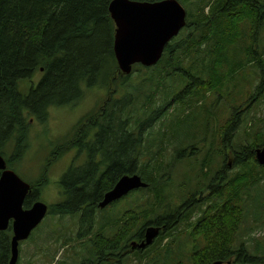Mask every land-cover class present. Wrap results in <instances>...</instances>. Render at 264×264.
<instances>
[{
    "label": "trees",
    "instance_id": "obj_1",
    "mask_svg": "<svg viewBox=\"0 0 264 264\" xmlns=\"http://www.w3.org/2000/svg\"><path fill=\"white\" fill-rule=\"evenodd\" d=\"M112 1L0 0V155L8 168L15 171L29 149L31 118L28 117L46 122L51 107L77 105L85 95L84 85L89 88L99 86L108 91L112 88L121 90L119 97L113 95L114 92L106 95L95 111L73 128L65 142L77 147L80 153L85 151L89 159H95V163L88 162L85 168L73 166L60 182V189L68 191V202L56 204L54 211L63 209L68 215L98 208L104 196L126 175H138L149 185L139 192L151 193L157 189L154 192L159 194L161 187L168 186V181L164 183L163 178L171 175L172 164L164 162V146L157 143L154 127L168 116L170 108L184 113L172 120L163 135L170 133L172 136L195 122L207 124L208 118L214 115L207 107V93L219 92L225 86L222 71L229 62L228 51L232 46L231 60L239 62L240 45L234 43L239 36L227 34L224 27L213 41L212 38L204 39L200 33L218 19L251 18L260 28L264 17V0H207L201 5L199 0H180L187 9V26L170 42L157 66L141 67L146 78L139 79L126 77L118 66L114 52L116 25L109 12ZM131 1L155 3L165 0ZM205 5L211 8L209 15L204 13ZM220 41L222 45L219 46ZM192 43L198 44L196 50L191 48ZM186 55L192 61L189 66L182 58ZM259 66L260 75L264 77L262 60ZM243 68L248 69L247 63L234 64L231 71ZM38 71L44 73L40 83L28 96H23L18 90L19 82L29 80ZM147 74H151V79ZM121 78L124 81L115 85ZM260 88L262 92V86ZM221 97L222 94L216 103ZM194 105L196 108L190 112L198 117L185 112ZM239 117L235 111L226 130L228 140V134L240 123ZM149 146L156 150L154 160H148ZM255 150V146L241 147L235 154V165L238 167L239 163L251 160L256 163ZM58 154L54 149L48 159L51 155L57 159ZM178 159H183V154ZM49 162L48 167L53 163L52 159ZM48 167H42L39 181L31 184L38 192L44 186L42 178L49 175ZM46 180L49 182L47 177ZM37 191L27 197L26 208L38 200ZM203 192L199 190L193 195ZM162 197L164 194L158 195V199ZM177 218L176 212H172L154 221V226L163 230L159 242L169 236ZM144 231L140 230L134 239H143ZM3 235L7 242L0 241V264H8L10 233ZM228 246L224 251L216 250L214 258L198 264L225 263L232 257L236 258V264H264V244H258L255 253L247 252L245 247L231 250Z\"/></svg>",
    "mask_w": 264,
    "mask_h": 264
},
{
    "label": "rangeland",
    "instance_id": "obj_2",
    "mask_svg": "<svg viewBox=\"0 0 264 264\" xmlns=\"http://www.w3.org/2000/svg\"><path fill=\"white\" fill-rule=\"evenodd\" d=\"M204 1L207 2L199 0V4ZM210 12L211 8L205 5L204 13L209 15ZM222 27L227 34L239 36L234 42L240 45L237 63H247L248 69L231 71L237 64L230 57L231 44L229 62L222 71L225 74L223 83L226 84L219 92L207 93V107L214 114L208 118V123L195 122L172 136L170 133L163 135L172 120L184 113L170 108L168 116L154 127L157 143L164 146V162L172 164L171 175L163 178L164 183L168 181V186H164L165 189L161 187L159 194L154 192L157 189L151 193L136 192L105 209L91 208L84 212L92 217L89 219L81 213L68 215L63 209L58 211L59 214L53 211L54 214H49L33 231L32 238L24 242L23 255L20 246L19 264H198L199 261L214 258L216 250L224 251L228 244L231 250L245 247L249 253H255L258 244H264V166L256 158L257 149L264 145L261 144L264 142V77L260 75L259 66L261 60L264 66V17L260 28L251 18L218 19L201 33L197 31L204 39L212 38L213 41ZM197 46L196 43L191 44L195 50ZM250 48L253 49L247 54ZM182 58L187 66L192 64L188 55ZM137 66L129 77L145 79L146 74L141 67H147ZM43 74L38 71L29 80L19 82L20 93L28 96L38 86ZM147 75L151 79V74ZM232 79L234 81L230 82ZM123 81L121 78L114 84ZM82 90L85 95L81 102L51 107L46 122L28 117L31 118L29 149L15 171L29 184L37 183L41 168L48 167L52 159L53 163L48 167L49 175L46 176L49 182L46 177L42 178L44 186L38 197L39 202L52 209L62 200L60 192L65 191L60 189V179L77 156L76 148L63 142L84 117L95 111L106 95L108 97L114 92L113 95L121 96L119 88L108 91L99 86L89 88L84 85ZM194 108L195 105L185 112L198 117L190 112ZM235 111L239 113L240 123L228 134V140L226 130ZM62 146L65 149H61ZM249 146L256 147V163L251 160L239 163L237 167L235 154L241 147ZM54 149L55 153H59L57 159L53 158L54 155L48 159ZM155 151L149 146L148 160H154ZM180 154H183V159L179 160ZM86 157L83 151L76 159L77 166H80L78 159ZM199 190L204 192L193 195ZM36 191L37 188L32 193ZM161 194L165 197L158 199ZM23 208L27 209L25 204ZM172 212H176L178 218L168 237L161 242L158 238L145 250L131 251V243L136 241L134 238L140 230L153 227L158 217H166ZM87 221L90 225L86 224ZM0 241L7 242L3 233L0 234ZM232 260L235 262L236 258L232 257ZM216 262L220 261L212 264Z\"/></svg>",
    "mask_w": 264,
    "mask_h": 264
},
{
    "label": "water",
    "instance_id": "obj_3",
    "mask_svg": "<svg viewBox=\"0 0 264 264\" xmlns=\"http://www.w3.org/2000/svg\"><path fill=\"white\" fill-rule=\"evenodd\" d=\"M109 11L116 24L114 51L120 70L125 75L131 74L135 64L145 67L158 64L169 41L187 25V10L178 0L155 3L114 0ZM256 158L264 166V147L257 149ZM148 186L138 175L123 176L104 196L99 208L105 209L130 193ZM30 192V184L8 169L5 159L0 155V232L7 231L12 222L14 234L9 264L18 263L20 242L30 237L48 212V206L39 201L30 209L23 208ZM159 235L158 227L148 228L142 243H132L133 250L136 247L140 250L148 248ZM214 264L225 263L220 261Z\"/></svg>",
    "mask_w": 264,
    "mask_h": 264
},
{
    "label": "flooded vegetation",
    "instance_id": "obj_4",
    "mask_svg": "<svg viewBox=\"0 0 264 264\" xmlns=\"http://www.w3.org/2000/svg\"><path fill=\"white\" fill-rule=\"evenodd\" d=\"M79 164H80V166H77V165H75V164H71L70 166L68 165V169H66L67 170V173H66V175L68 174V171H69V169H71L73 166H76L77 168L78 167H83V168H85L86 166H87V163L88 162H93V163H95V159H89V158H79L78 159V161H77ZM31 185V184H30ZM31 187H32V185H31ZM33 188V187H32ZM34 189V188H33ZM38 192V191H37ZM60 194H61V196H62V200H65V203H67L68 202V191H61L60 192ZM37 195H38V197L40 196V192H38L37 193ZM81 209H84V208H81ZM82 212V211H81ZM80 212V213H81ZM78 213V212H77ZM81 215L82 216H85L86 214L83 212V213H81ZM144 240V236H143V239H139V240H136L137 242H142ZM94 247H95V244H94ZM138 249H135V250H132V248H131V251H137ZM94 254H95V251H94Z\"/></svg>",
    "mask_w": 264,
    "mask_h": 264
},
{
    "label": "bare ground",
    "instance_id": "obj_5",
    "mask_svg": "<svg viewBox=\"0 0 264 264\" xmlns=\"http://www.w3.org/2000/svg\"><path fill=\"white\" fill-rule=\"evenodd\" d=\"M31 186V185H30ZM41 202V201H40ZM42 204H44L43 202H41ZM46 205V204H45Z\"/></svg>",
    "mask_w": 264,
    "mask_h": 264
}]
</instances>
